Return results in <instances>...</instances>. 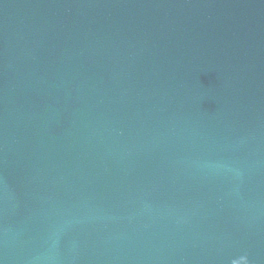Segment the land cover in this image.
I'll list each match as a JSON object with an SVG mask.
<instances>
[{
  "label": "water",
  "instance_id": "water-1",
  "mask_svg": "<svg viewBox=\"0 0 264 264\" xmlns=\"http://www.w3.org/2000/svg\"><path fill=\"white\" fill-rule=\"evenodd\" d=\"M0 264H264V0H0Z\"/></svg>",
  "mask_w": 264,
  "mask_h": 264
}]
</instances>
